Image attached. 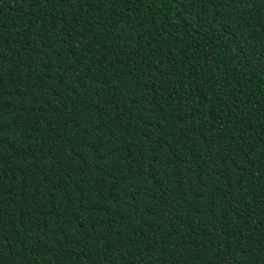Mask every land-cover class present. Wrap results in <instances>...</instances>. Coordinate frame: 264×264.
Listing matches in <instances>:
<instances>
[{
  "label": "trees",
  "instance_id": "trees-1",
  "mask_svg": "<svg viewBox=\"0 0 264 264\" xmlns=\"http://www.w3.org/2000/svg\"><path fill=\"white\" fill-rule=\"evenodd\" d=\"M236 8L0 0V264H264V2Z\"/></svg>",
  "mask_w": 264,
  "mask_h": 264
},
{
  "label": "snow or ice",
  "instance_id": "snow-or-ice-1",
  "mask_svg": "<svg viewBox=\"0 0 264 264\" xmlns=\"http://www.w3.org/2000/svg\"><path fill=\"white\" fill-rule=\"evenodd\" d=\"M65 2L71 3V0H65ZM175 2L180 8L187 9L189 14L192 15L196 13L198 7L200 11H203L204 5L206 4H211L218 10L225 7H231L232 5H237L236 11L238 12L241 7H246L250 3H255L256 0H175ZM261 2H264V0H261ZM222 27L227 30L226 26ZM254 55L264 57V46H260ZM261 67L264 68V63L261 64ZM90 255L92 254L90 253Z\"/></svg>",
  "mask_w": 264,
  "mask_h": 264
}]
</instances>
